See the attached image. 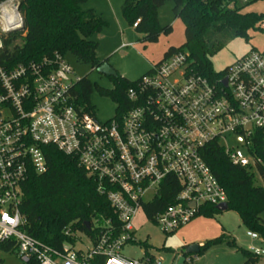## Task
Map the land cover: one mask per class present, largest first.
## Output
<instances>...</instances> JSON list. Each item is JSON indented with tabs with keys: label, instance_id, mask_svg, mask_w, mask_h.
Listing matches in <instances>:
<instances>
[{
	"label": "built area",
	"instance_id": "obj_1",
	"mask_svg": "<svg viewBox=\"0 0 264 264\" xmlns=\"http://www.w3.org/2000/svg\"><path fill=\"white\" fill-rule=\"evenodd\" d=\"M22 29L19 0L0 3V54L1 35ZM71 74L59 53L0 64V240H16L24 264H162L148 253L127 257L123 248L135 241L133 220L139 213L148 219L144 206L162 194L164 184L175 185L174 202L150 221L172 233L201 206L228 203L204 159L210 143L218 142L234 165L257 175L264 169V50H251L218 79L196 72L188 52L164 56L128 88V107L118 103L115 117L105 122L77 102L73 88L81 78ZM51 145L77 158L93 177L118 228L112 219L95 237L67 228L74 240L61 247L26 231L22 184L31 172L48 170L44 148ZM247 234L260 239L256 232ZM81 235L90 242L84 249L76 247Z\"/></svg>",
	"mask_w": 264,
	"mask_h": 264
},
{
	"label": "trees",
	"instance_id": "obj_2",
	"mask_svg": "<svg viewBox=\"0 0 264 264\" xmlns=\"http://www.w3.org/2000/svg\"><path fill=\"white\" fill-rule=\"evenodd\" d=\"M5 0H0V3ZM89 0H19V12L23 17V29L2 34L4 49L0 64H16L40 60L56 53L72 54L77 61L98 68L105 61L97 55L99 42L94 38L106 24L93 8L83 9ZM168 0H125L123 15L129 25L142 35L143 41L155 42L161 33L172 32L171 25H161L156 13ZM174 14L185 26L186 41L182 47L170 46L165 56L176 52H188L196 72L212 79L220 78L224 71L215 72L211 57L221 50L226 42L235 37L248 36L251 28H260L264 13L244 12L247 5L257 0H173ZM115 87L99 88L102 93L112 96L123 110L128 107L126 92L134 81L117 73L110 76ZM94 84L81 78L73 88L77 102L90 103ZM262 149V146L258 147ZM48 159V170L43 174L31 172L22 184L23 197L20 205L25 218V229L45 244L61 247L74 240L65 230L84 233L95 237L104 229L105 220L112 219V226L120 222L106 196L97 190L93 177L80 166L77 158L65 154L55 146L44 148ZM204 159L225 188L228 206L234 209L242 225L249 231L264 237V185L257 184V174L230 162L218 142L210 143L204 149ZM259 176L264 181V169ZM164 184L162 194L144 206L149 220L174 202L175 185ZM228 208V209H229ZM219 211L215 205H203L200 213ZM90 222L94 229L88 230ZM230 235L220 236L206 242L198 253L217 244L228 242L236 246ZM0 250L17 252L14 239L0 240ZM245 261L241 264H259L261 256L244 250ZM187 261L184 258V262ZM30 264H38L32 261Z\"/></svg>",
	"mask_w": 264,
	"mask_h": 264
},
{
	"label": "rangeland",
	"instance_id": "obj_3",
	"mask_svg": "<svg viewBox=\"0 0 264 264\" xmlns=\"http://www.w3.org/2000/svg\"><path fill=\"white\" fill-rule=\"evenodd\" d=\"M125 0H89L82 8H93L103 17L106 24L103 31L95 35L99 42L96 55L101 61L115 68L117 73L130 81H135L152 69V66L163 59L170 46L182 47L185 44V26L180 18H176L173 8L174 1L168 0L161 6L156 16L161 25H171L169 34L161 33L155 42L143 41L142 35L126 21L122 6ZM244 12L264 13V0H257L244 9ZM133 44V45H132ZM264 50V28H251L248 36L229 39L224 47L211 57L215 72L226 70L235 61L248 54L251 50ZM66 61L74 70L70 78L87 77L93 84L90 103L100 121H108L115 117L118 110L117 101L110 95L102 93L100 87L113 89L115 84L110 76L101 73L91 65L81 63L72 54L65 56ZM257 184L264 181L257 175ZM264 219V212L262 213ZM135 241L124 246L123 254L130 258H141L147 253L162 264H241L245 261L244 250L253 248L264 250V237L253 239L247 235L249 231L242 225L238 213L229 208L225 211L200 213L190 222L172 233L162 231L161 227L139 213L133 220ZM227 232L235 240L236 246L223 242L202 253H183L185 245H197L199 249L206 242ZM80 236V235H79ZM82 243L77 248L90 246L86 236L81 235ZM184 257L187 261L180 263ZM0 264H24L17 252L0 250ZM259 264H264V255Z\"/></svg>",
	"mask_w": 264,
	"mask_h": 264
},
{
	"label": "water",
	"instance_id": "obj_4",
	"mask_svg": "<svg viewBox=\"0 0 264 264\" xmlns=\"http://www.w3.org/2000/svg\"><path fill=\"white\" fill-rule=\"evenodd\" d=\"M98 71L101 72V73H104L108 76H116L117 75V71L115 70V68H113L108 62H104L101 66H99L98 68ZM225 84H227V80L225 79L224 80ZM229 206H228V203H222L220 205L217 206V209L220 210V211H225V210H228ZM86 227L88 230L91 229V224L90 222H87L86 223ZM199 251V248L197 245H191V246H188V247H185L183 248V253L184 254H189V253H192V252H197ZM184 261V257H182L180 259V263H182Z\"/></svg>",
	"mask_w": 264,
	"mask_h": 264
},
{
	"label": "crops",
	"instance_id": "obj_5",
	"mask_svg": "<svg viewBox=\"0 0 264 264\" xmlns=\"http://www.w3.org/2000/svg\"><path fill=\"white\" fill-rule=\"evenodd\" d=\"M133 45V44H132ZM164 56H165V53H164ZM222 233H226L227 234V232H224V231H222ZM222 233H220V235L222 234ZM220 235H218V236H220ZM229 235V234H228ZM248 235V234H247ZM218 236H216V237H218ZM231 236V235H230ZM232 237V236H231ZM250 237V236H249ZM215 238V237H214ZM252 238V237H251ZM189 245H185L183 248H185V247H188ZM198 252V251H197ZM184 262V261H183Z\"/></svg>",
	"mask_w": 264,
	"mask_h": 264
},
{
	"label": "bare ground",
	"instance_id": "obj_6",
	"mask_svg": "<svg viewBox=\"0 0 264 264\" xmlns=\"http://www.w3.org/2000/svg\"><path fill=\"white\" fill-rule=\"evenodd\" d=\"M8 11V10H7Z\"/></svg>",
	"mask_w": 264,
	"mask_h": 264
}]
</instances>
